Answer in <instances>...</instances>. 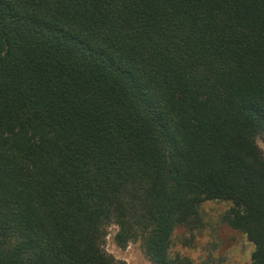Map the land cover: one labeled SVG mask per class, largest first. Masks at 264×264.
Masks as SVG:
<instances>
[{
    "label": "trees",
    "instance_id": "16d2710c",
    "mask_svg": "<svg viewBox=\"0 0 264 264\" xmlns=\"http://www.w3.org/2000/svg\"><path fill=\"white\" fill-rule=\"evenodd\" d=\"M264 0H0V264H150L223 222L264 264Z\"/></svg>",
    "mask_w": 264,
    "mask_h": 264
},
{
    "label": "rangeland",
    "instance_id": "374dc122",
    "mask_svg": "<svg viewBox=\"0 0 264 264\" xmlns=\"http://www.w3.org/2000/svg\"><path fill=\"white\" fill-rule=\"evenodd\" d=\"M264 154V143L258 139ZM230 208L224 201H207L200 207L203 225L189 231L177 227L171 237L170 253L180 264H250L253 245L246 237L223 222V215ZM117 227L111 225L104 249L114 259L127 264H150L139 242L119 248L114 242Z\"/></svg>",
    "mask_w": 264,
    "mask_h": 264
}]
</instances>
